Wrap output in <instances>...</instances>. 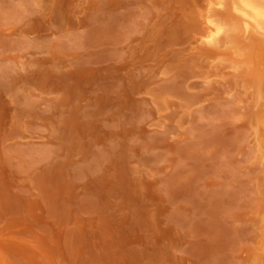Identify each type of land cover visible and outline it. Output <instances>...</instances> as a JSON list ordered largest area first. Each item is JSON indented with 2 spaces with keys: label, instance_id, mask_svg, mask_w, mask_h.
<instances>
[{
  "label": "rangeland",
  "instance_id": "rangeland-1",
  "mask_svg": "<svg viewBox=\"0 0 264 264\" xmlns=\"http://www.w3.org/2000/svg\"><path fill=\"white\" fill-rule=\"evenodd\" d=\"M214 1L0 0V264H264V36Z\"/></svg>",
  "mask_w": 264,
  "mask_h": 264
},
{
  "label": "bare ground",
  "instance_id": "bare-ground-1",
  "mask_svg": "<svg viewBox=\"0 0 264 264\" xmlns=\"http://www.w3.org/2000/svg\"><path fill=\"white\" fill-rule=\"evenodd\" d=\"M228 1L229 0H217V2H214L216 6H223L228 3ZM230 6L243 16L242 18L244 19L247 27L252 26L256 29V31L260 32V34L264 36V0H230ZM209 18L210 28L205 33V43L208 42L207 44L214 45L219 44L222 39L221 36L226 33L228 29H226V25H223V23L221 24L215 21V19L213 20V17ZM257 82H259L258 86L262 88L261 82L258 80Z\"/></svg>",
  "mask_w": 264,
  "mask_h": 264
}]
</instances>
